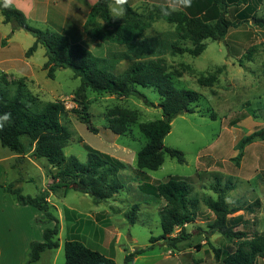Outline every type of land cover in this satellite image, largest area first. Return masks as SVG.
I'll return each instance as SVG.
<instances>
[{
	"label": "rangeland",
	"instance_id": "rangeland-1",
	"mask_svg": "<svg viewBox=\"0 0 264 264\" xmlns=\"http://www.w3.org/2000/svg\"><path fill=\"white\" fill-rule=\"evenodd\" d=\"M202 1L208 5L211 0ZM136 3L129 0L133 8L137 7ZM153 7V4L144 3L137 10L145 16L157 15ZM263 13L264 9L259 16H264ZM235 14L234 8L230 7L228 16L234 19ZM28 23L43 29L31 21ZM254 23L245 22L231 28L222 40L206 39V48L199 55L172 53L168 47L170 42L175 41L182 47L193 45L189 40L178 38L176 25L162 18H156L145 28L141 49L130 50L125 44L97 40L98 45L87 46L96 56L107 58L109 68L117 74L125 71L138 56L161 58L167 71L174 75L175 87L194 89L202 94L196 103V112L174 117L171 131L164 138L166 147L184 152L185 161L179 162L164 152V162L156 170H140L136 164L137 153L147 141L139 124L162 117L160 95L153 87L138 86V90L154 105L146 104L142 96L124 98L88 89L91 123L98 129L93 132L73 111L81 110L73 100L80 78L74 76L71 68H59L53 78L49 77L43 69L47 60L46 48L39 44L28 55L35 42L34 35L22 28L13 29L10 22L0 23V59L15 58V62L0 65V70L18 78L16 82H10L0 74V89L9 97L20 93L21 99L36 112L50 101L64 102L68 113L63 122L72 135L64 148L66 156L73 155L86 161L85 144H88L101 152L126 157V166L118 175L124 187L115 197L95 202L90 195L72 187L51 193L52 211L60 221V244L45 250L33 264H65L64 244L73 238L113 258L117 264H126V254L140 248L145 251L136 255L131 264H222L224 252L234 250L240 240L211 233L215 214L205 205L204 198H216L213 189L216 184L219 188L230 186L226 190L227 201L233 206L245 207L244 216L248 222L237 229L246 231L249 236L264 232L261 220L251 214V210L257 211L262 206L264 209V153L258 161L254 153L256 147L252 145L244 149L243 157L235 159L238 143L246 135L264 131V61L258 54H253L252 60L244 56L254 42L255 53L264 48V28L261 35L255 31L259 27ZM149 32L151 35L145 36ZM74 39L80 38L74 34ZM78 41L83 43L81 39ZM120 54L127 55L129 63L116 64V57L123 59ZM26 72H29L28 76ZM211 73L218 76L212 86L198 82L199 77ZM119 105L140 111L138 122L127 134H116L108 127L109 111ZM253 142H259L264 149V139L257 137ZM13 153L17 154L0 142V264H26L31 242L42 241L44 229L54 225L45 220L43 211L30 224L37 208L19 204L5 189L14 184L24 194L38 195L47 188L53 167L46 158H18L19 154L11 158ZM170 178L186 181L192 188L191 196L199 199L198 220L186 225L188 238L177 248H171L162 239L152 244L151 237L158 238L162 234L160 212L166 201L141 189L145 182L156 185ZM135 205L137 207L133 209ZM179 230L176 228L175 233ZM215 248L221 251L220 257ZM255 264H264V260L258 257Z\"/></svg>",
	"mask_w": 264,
	"mask_h": 264
},
{
	"label": "trees",
	"instance_id": "trees-1",
	"mask_svg": "<svg viewBox=\"0 0 264 264\" xmlns=\"http://www.w3.org/2000/svg\"><path fill=\"white\" fill-rule=\"evenodd\" d=\"M263 1L211 0L208 5L206 3L205 12L201 14H189L183 10L168 17L161 15L159 5L156 4H153V8L158 14L148 16L128 4L125 5L126 15L120 21L113 22L108 8L110 0H97L88 14L84 30L93 40L125 44L131 50L144 45L142 33L145 28L156 18H162L176 25L178 38L189 40L193 45L182 47L174 41L168 44L169 50L174 54L199 55L206 48V39L222 40L231 28L250 20L258 24L264 22L263 18L257 16V10ZM2 5L3 0H0V12L4 22L12 23L13 29L22 28L34 35L35 42L29 48L28 55L33 53L39 44L46 48L47 60L43 64V69L47 71L49 77L53 78L59 68H71L74 76L80 78L81 83L74 92L73 100L81 106V110L73 111L79 114L81 122L88 124L90 130L98 132L91 123L88 89L124 98L132 95L142 96L146 104L154 105L138 90V86L153 87L160 95L162 117L139 124L147 141L137 153V167L140 170L158 169L164 162V152H168L179 162L185 161L184 152L166 147L164 138L171 131L174 117L196 112L195 106L202 94L194 89L175 87L174 75L167 71L161 58L146 59L138 56L125 71L117 74L109 68L107 58L96 56L89 48L72 41L64 33L30 25L23 11L12 5L10 7ZM230 7L236 11L234 19L228 16ZM254 50L255 45L250 46L244 56L251 59ZM0 74L6 79L5 73ZM217 81L216 73L198 78V82L203 86H212ZM8 112L12 114L13 119L10 125L0 131L1 145L21 155L18 158L28 153L37 158H46L53 167L49 172L52 183L38 195L24 194L14 184L5 188L19 204L32 205L40 209L44 212L46 221L54 222L53 226L44 229L42 241L31 242L26 264H33L40 259L45 250L57 248L60 244L58 237L60 221L52 211L50 194L60 188L72 187L90 195L95 202L110 199L124 187L118 175L126 164L119 158L94 149L88 144H85L88 151L86 161H80L73 155L66 156L64 148L72 135L63 122V117L68 111L62 100L50 101L36 112L21 99L20 93L9 97L0 89V116ZM139 116L140 111L137 109L115 106L109 111L108 127L116 134H127L131 132L132 125L138 122ZM257 137L264 139V131L246 135L238 143L239 152L235 159H240L245 146ZM219 187V184L213 186L217 193L216 198H204L205 205L215 214V219L210 225L211 233L217 232L225 237L240 240L234 250L224 252L221 257L222 264H255L258 257L264 260V232L249 236L246 231L236 229L245 221L240 215L232 216L239 208L231 207L226 201V190L230 189V186ZM141 189L148 190L149 193L152 192L156 197L164 198L166 201L160 212L162 234L158 238L151 237L152 244L162 239L168 242L171 248H177L182 240L188 238L189 234L185 232L186 225L197 219L199 199L191 196V186L181 179L170 178L156 185L145 182ZM136 207L137 205L133 209ZM176 228L180 229L177 233ZM64 249L65 264H117L113 258L75 238L65 241ZM144 251V248H140L127 253L126 264H131L135 256ZM215 251L217 257H220L221 251L218 248H215Z\"/></svg>",
	"mask_w": 264,
	"mask_h": 264
},
{
	"label": "crops",
	"instance_id": "crops-1",
	"mask_svg": "<svg viewBox=\"0 0 264 264\" xmlns=\"http://www.w3.org/2000/svg\"><path fill=\"white\" fill-rule=\"evenodd\" d=\"M96 1L97 0H11V5L20 9L21 11H23V13L26 16L27 21H31V22L37 24V26H41L43 29H49L52 31H59L61 33H64L74 42H79L78 40L81 39L83 43H81V42H79V43H81L87 47L90 45H98L97 44L98 42L93 40L92 38H90L84 30V24L87 20L88 14H89L93 4ZM135 2H137L136 3L137 7H135L137 9V8H140L144 3H150V4H157L158 5V4H162L164 2V0H135ZM201 3H202V5H201ZM204 4H205V2H203L202 0H192V6L190 8H187L184 11L188 12L189 14H201V12H205L204 11L205 10ZM262 8L264 9V1L262 2V4L259 6V8L257 10V16L262 17L264 19V16H259V15H261V13L263 11ZM259 11H260V13H259ZM262 15H264V13ZM0 23H4L3 15L1 14V12H0ZM248 24H251V21L248 22ZM255 24H256V26L259 27L258 29L256 28L255 31L256 32L259 31L260 34L262 35L263 28H264V22L263 21L259 22V24L254 23V26H255ZM243 33H245V32H243ZM74 34L77 35L80 39H74ZM263 40H264V38H263ZM252 45H255V42L253 44H251L250 46H252ZM255 49H256V45H255ZM261 49H262V51H259L258 53L257 52L255 53V50H254L253 54H254V56L256 54H258V57L262 58V61H264V56L262 55V54H264V53H262L264 48H261ZM145 54H147V53H145ZM120 56H123L122 57L123 59L116 57L114 59L116 64L122 65L125 63H129L130 59L127 55L120 54ZM252 59H253V55H252L251 59H249V60H252ZM11 61L15 62V58H13L12 56L2 58V59H0V65L7 63V62H11ZM22 71H24V70H22ZM0 72L5 73L7 75L6 79L10 82H16V80L18 79V78L13 77L12 75H9L8 73H6L3 70H0ZM25 74H26V76H28L29 72H26ZM22 81L23 80H20L19 82H22ZM252 145L254 147H256V150L254 151L255 157H257L258 161H261L262 155L264 153L263 152L264 149H262L259 146V142H251V143L247 144L244 149H247L249 146H252ZM16 155L17 154L13 153L10 157L13 158ZM34 157L35 156L32 155V153L26 154L24 156L25 159L34 158ZM115 157L119 158L123 162L126 158L125 155H123V154L115 156ZM50 183H52L51 177L47 183V187L50 185ZM227 196H228V193L226 194V201H227ZM228 204L231 207L233 206L229 202H228ZM25 206H28V205H25ZM30 206H32V205H30ZM234 207H238L239 209L237 211H235L232 214V216L240 215L243 218V220L245 221V223H241L238 226V227H240L241 225H244L248 222L247 218H245V216H244V208L245 207H242L241 205H234ZM40 211L41 210L38 208H37V210H35L34 214L32 215V217L30 219V224L33 222L34 217L40 215V213H41ZM251 211H252L251 214L256 215V217H258V219L261 220L260 224H262V226H264V209H263V206L260 207L257 211L256 210L255 211L251 210ZM196 220H198V219H196ZM188 224H190V223H188ZM1 254L2 253H0V255Z\"/></svg>",
	"mask_w": 264,
	"mask_h": 264
},
{
	"label": "clouds",
	"instance_id": "clouds-1",
	"mask_svg": "<svg viewBox=\"0 0 264 264\" xmlns=\"http://www.w3.org/2000/svg\"><path fill=\"white\" fill-rule=\"evenodd\" d=\"M129 4V0H110L108 4L111 18L113 20L123 18L127 13L125 5ZM3 7H10L11 0H3ZM192 6V0H164L158 7L160 13L164 17L171 16L173 13L180 12L190 8ZM151 33H145V36H150ZM12 114L10 112L4 113L0 116V131L10 125L12 122Z\"/></svg>",
	"mask_w": 264,
	"mask_h": 264
}]
</instances>
